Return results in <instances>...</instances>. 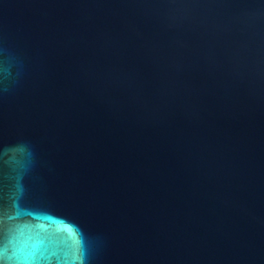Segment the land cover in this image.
<instances>
[{
  "label": "water",
  "instance_id": "water-1",
  "mask_svg": "<svg viewBox=\"0 0 264 264\" xmlns=\"http://www.w3.org/2000/svg\"><path fill=\"white\" fill-rule=\"evenodd\" d=\"M0 264H264V0H0Z\"/></svg>",
  "mask_w": 264,
  "mask_h": 264
}]
</instances>
